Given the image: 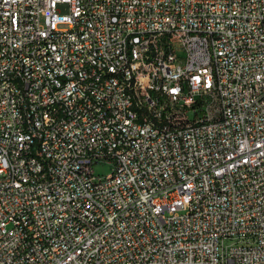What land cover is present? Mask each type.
I'll return each mask as SVG.
<instances>
[{
  "label": "built area",
  "instance_id": "2783aa9c",
  "mask_svg": "<svg viewBox=\"0 0 264 264\" xmlns=\"http://www.w3.org/2000/svg\"><path fill=\"white\" fill-rule=\"evenodd\" d=\"M0 264H264V0H0Z\"/></svg>",
  "mask_w": 264,
  "mask_h": 264
},
{
  "label": "rangeland",
  "instance_id": "374dc122",
  "mask_svg": "<svg viewBox=\"0 0 264 264\" xmlns=\"http://www.w3.org/2000/svg\"><path fill=\"white\" fill-rule=\"evenodd\" d=\"M191 117L193 118V114H191ZM112 170L113 165L108 162H100L94 165V172L96 176L110 174Z\"/></svg>",
  "mask_w": 264,
  "mask_h": 264
}]
</instances>
